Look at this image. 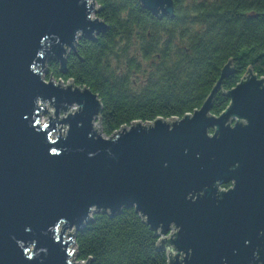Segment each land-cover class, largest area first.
<instances>
[{"label":"water","instance_id":"obj_1","mask_svg":"<svg viewBox=\"0 0 264 264\" xmlns=\"http://www.w3.org/2000/svg\"><path fill=\"white\" fill-rule=\"evenodd\" d=\"M140 1L174 14V0ZM98 10L97 0H0V264H74L93 214L130 207L168 264H264V78L249 67L213 114L230 59L194 112L105 136L98 93L43 77L49 60L67 72L79 39L109 29ZM47 103L54 115L42 122Z\"/></svg>","mask_w":264,"mask_h":264},{"label":"trees","instance_id":"obj_2","mask_svg":"<svg viewBox=\"0 0 264 264\" xmlns=\"http://www.w3.org/2000/svg\"><path fill=\"white\" fill-rule=\"evenodd\" d=\"M109 29L80 38L67 72L47 62L51 77L87 86L103 104L101 132L125 125L183 117L200 108L223 66L234 72L216 94L212 113L229 104L225 91L249 67L264 78V0H174V14L159 17L140 0H97ZM231 183L224 184L229 187ZM77 258L89 264H168L165 250L135 207L110 216L96 212L76 232Z\"/></svg>","mask_w":264,"mask_h":264},{"label":"built area","instance_id":"obj_3","mask_svg":"<svg viewBox=\"0 0 264 264\" xmlns=\"http://www.w3.org/2000/svg\"><path fill=\"white\" fill-rule=\"evenodd\" d=\"M51 79H53L55 82H57V83H59L60 82V84H62L63 86H66L68 83H69V81H71V82H73L74 83V85H75V82L72 80V79H69L68 81H64L63 79H55V78H53V77H51ZM45 106L47 107V109L49 110V112H43V114L45 113V114H47L48 115V117H47V119L45 120V118H43V114H42V122H47L48 120H49V118H50V115H54V109L52 108V107H50V105L47 103V104H45ZM77 108V106L76 105H74L72 108H71V110L72 111H74L75 109ZM66 115V113H63V112H61V114H60V116L62 117V116H65ZM68 129V127L66 126V125H63V124H60V131L62 132V133H64V132H66V130ZM116 131H118V130H116ZM115 131V132H116ZM114 132V133H115ZM113 133V134H114ZM56 135H54V137H55ZM105 136H107V135H105ZM224 188H226V187H224ZM72 251H73V257H72V259L74 260V264H77L78 263V261L81 263V264H84V263H86L88 260L87 259H78L77 258V246H76V244L75 245H73L72 246Z\"/></svg>","mask_w":264,"mask_h":264},{"label":"rangeland","instance_id":"obj_4","mask_svg":"<svg viewBox=\"0 0 264 264\" xmlns=\"http://www.w3.org/2000/svg\"><path fill=\"white\" fill-rule=\"evenodd\" d=\"M191 0H188V2H190ZM46 72H47V68H45L44 69V71H43V77L46 79ZM44 116H43V118H45V120L47 119V117H48V115L47 114H43ZM95 127H96V129L99 131V132H101V125H100V120L99 119H97L96 120V123H95ZM102 133V132H101ZM105 135V134H104ZM77 264H81L79 261H78V263Z\"/></svg>","mask_w":264,"mask_h":264}]
</instances>
